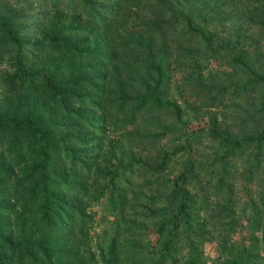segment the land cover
<instances>
[{
	"label": "trees",
	"instance_id": "obj_1",
	"mask_svg": "<svg viewBox=\"0 0 264 264\" xmlns=\"http://www.w3.org/2000/svg\"><path fill=\"white\" fill-rule=\"evenodd\" d=\"M0 264H264V0H0Z\"/></svg>",
	"mask_w": 264,
	"mask_h": 264
},
{
	"label": "rangeland",
	"instance_id": "obj_2",
	"mask_svg": "<svg viewBox=\"0 0 264 264\" xmlns=\"http://www.w3.org/2000/svg\"><path fill=\"white\" fill-rule=\"evenodd\" d=\"M237 192L239 196H241V192L237 187ZM112 228V223L109 218L105 215V213L98 212L94 219L90 220L86 224V238L88 241L93 244L97 242V240L102 239L105 235V232H109ZM76 237L80 238V233L77 232Z\"/></svg>",
	"mask_w": 264,
	"mask_h": 264
}]
</instances>
